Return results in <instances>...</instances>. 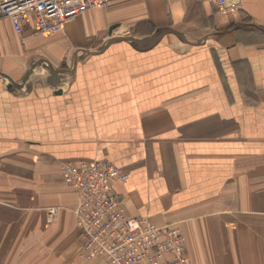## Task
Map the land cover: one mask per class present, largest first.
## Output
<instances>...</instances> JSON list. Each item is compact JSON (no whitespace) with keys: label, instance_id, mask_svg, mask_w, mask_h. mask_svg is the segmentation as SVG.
Listing matches in <instances>:
<instances>
[{"label":"crops","instance_id":"crops-1","mask_svg":"<svg viewBox=\"0 0 264 264\" xmlns=\"http://www.w3.org/2000/svg\"><path fill=\"white\" fill-rule=\"evenodd\" d=\"M122 1L48 36L0 19V264H100L82 258L61 174L79 158L123 167L128 214L179 223L193 264H264V0L229 15L184 0L174 21ZM125 9L155 30L112 22ZM163 28L183 38L138 42Z\"/></svg>","mask_w":264,"mask_h":264},{"label":"built area","instance_id":"built-area-1","mask_svg":"<svg viewBox=\"0 0 264 264\" xmlns=\"http://www.w3.org/2000/svg\"><path fill=\"white\" fill-rule=\"evenodd\" d=\"M111 1L0 0V19H10L17 33L32 25L35 34L48 36L64 31L89 10L108 7ZM205 1L224 15L242 9V0ZM61 174L78 194L72 213L84 260L97 259L100 264H193L179 223L158 225L146 217L128 214L115 189V182L124 183L129 177L123 167L99 158L69 159L62 162ZM58 211L49 209L54 217Z\"/></svg>","mask_w":264,"mask_h":264},{"label":"rangeland","instance_id":"rangeland-1","mask_svg":"<svg viewBox=\"0 0 264 264\" xmlns=\"http://www.w3.org/2000/svg\"><path fill=\"white\" fill-rule=\"evenodd\" d=\"M131 1L127 0V1L119 2L118 7L123 5L122 8H125L126 6H129ZM196 1H198V0H196ZM203 1H205V0H202V2ZM198 2H200V1H198ZM109 5L106 8H109ZM147 6H148L149 14H152L153 16H155L157 18L168 17L170 20H173V21L178 15H180L181 13L183 14L184 12L187 11L186 10L187 9L186 3L184 2V0H147ZM103 9H105V8H103ZM115 9H116V6L113 7V9H111V10L114 11ZM125 10L126 11H122V12L119 11L120 13L115 14V16H113V18H112V22L117 21V20L118 21H124L123 23L126 22L127 25L131 24L139 30L140 29L143 30L146 28H148L147 29L148 31H154L155 30V28H156L155 25H151V26L147 27L148 24H146V22H143L144 21L143 19L142 20L139 19V21L131 20V19H133L132 16H130L131 14H134V13H140V14L143 13L144 14L145 13L144 9H140L137 12H131V14L127 13V10H130V9H125ZM221 14H223V13H221ZM92 17H94V16H92ZM131 25L129 26L130 28L132 27ZM96 30H97V27L92 22L91 18L87 21H84V20L81 21L79 19V21H77V26L72 28L73 33H71V36H72L73 40L77 39V41H81L82 39L87 38L89 34L96 32ZM123 31L124 32L128 31V28H124ZM260 215H264V214H260ZM51 218L53 219V217H51Z\"/></svg>","mask_w":264,"mask_h":264},{"label":"water","instance_id":"water-1","mask_svg":"<svg viewBox=\"0 0 264 264\" xmlns=\"http://www.w3.org/2000/svg\"><path fill=\"white\" fill-rule=\"evenodd\" d=\"M112 30V28H110V31ZM166 31H168L167 29H158V30H156V33H155V35L152 37V38H150L149 40L148 39H146V40H138V42H140V43H144V42H148V41H151V40H153V42L156 40V39H158L159 37H161V35L164 33V32H166ZM168 32H174L175 34H177L181 39L183 38V35H182V33H180V32H177L176 30H174V29H171V28H169V31ZM123 39H128V38H123ZM132 39H134V38H130V39H128V40H131L132 41ZM137 43V42H136ZM62 92V90H57V93H61Z\"/></svg>","mask_w":264,"mask_h":264}]
</instances>
